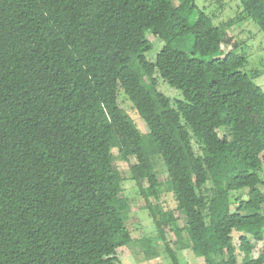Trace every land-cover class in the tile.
Returning a JSON list of instances; mask_svg holds the SVG:
<instances>
[{
    "label": "trees",
    "instance_id": "trees-1",
    "mask_svg": "<svg viewBox=\"0 0 264 264\" xmlns=\"http://www.w3.org/2000/svg\"><path fill=\"white\" fill-rule=\"evenodd\" d=\"M240 3L264 32V0ZM233 24L196 0H0V264H124L118 250L136 241L169 264L184 249L239 264L238 248L241 264H264V89L238 44L221 56ZM149 33L164 41L157 75ZM132 158L159 250L117 203L116 160Z\"/></svg>",
    "mask_w": 264,
    "mask_h": 264
},
{
    "label": "rangeland",
    "instance_id": "rangeland-1",
    "mask_svg": "<svg viewBox=\"0 0 264 264\" xmlns=\"http://www.w3.org/2000/svg\"><path fill=\"white\" fill-rule=\"evenodd\" d=\"M178 2V0H176ZM198 7L207 13L215 24H222L230 19H234V24L229 28V35L232 37L230 42L222 45L221 56L223 57L234 44L240 53H245L248 57V63L244 68L249 74L258 73L259 76L255 78V82L264 89V32L259 26L250 18L242 17L240 0H196ZM149 40L153 43L154 48L147 53L150 61L149 73L157 75L153 66L158 52L164 46V41L152 34H148ZM159 89L169 95L173 100L182 97L181 91L169 85L167 82L158 78ZM121 96V106L137 121L138 125L146 131L143 120L140 118L137 111L132 107V103L124 100ZM116 152V150H115ZM136 160L132 158L130 161L116 160L118 173L123 177L124 190L119 197L117 203L124 210V216L127 218V223L130 226L136 240L151 239L152 245L159 250V240L157 227L154 224L153 218L150 216L146 207L145 198L138 193L136 182L130 178L129 166ZM160 175L162 180L166 179V173L163 172L161 166L157 165L154 169ZM264 177V166H263ZM244 197L247 195L244 193ZM161 200L168 208L175 209L176 201L172 193H163ZM176 215L180 213L176 211ZM178 225L182 226V217H179ZM206 236L209 238L212 248L219 245L218 237L214 230L210 228L206 231ZM173 239L174 235H170ZM234 241L236 246L240 245V233L234 232ZM146 246H143L140 241H136L130 247H122L118 250V255L124 264H169V260H164L163 257L148 258L145 252ZM264 250V239L257 244L254 250V257ZM163 254V253H162ZM164 256V255H162ZM177 259L180 264H201V250L200 249H184L176 252ZM244 254L238 248V262L241 264Z\"/></svg>",
    "mask_w": 264,
    "mask_h": 264
}]
</instances>
